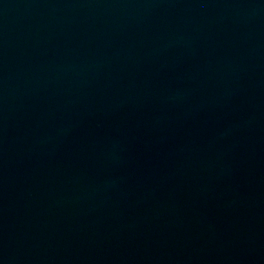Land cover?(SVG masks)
<instances>
[{
  "label": "water",
  "instance_id": "obj_1",
  "mask_svg": "<svg viewBox=\"0 0 264 264\" xmlns=\"http://www.w3.org/2000/svg\"><path fill=\"white\" fill-rule=\"evenodd\" d=\"M264 120V0H0V264H66Z\"/></svg>",
  "mask_w": 264,
  "mask_h": 264
}]
</instances>
